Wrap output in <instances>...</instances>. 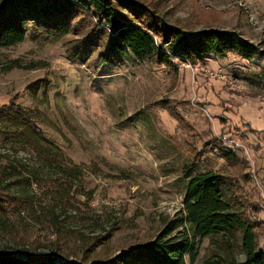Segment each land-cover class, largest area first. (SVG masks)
<instances>
[{"label": "rangeland", "instance_id": "374dc122", "mask_svg": "<svg viewBox=\"0 0 264 264\" xmlns=\"http://www.w3.org/2000/svg\"><path fill=\"white\" fill-rule=\"evenodd\" d=\"M134 1L187 34L238 33L262 55L171 68L105 58L99 32L96 43L30 32L0 48V170L12 174L4 183L12 195L33 202L4 207L0 252L61 263L129 255L180 213L189 179L209 170L258 222L264 252V0ZM15 105L31 128L4 116ZM58 184L80 203L60 199ZM242 238H206L195 264H243Z\"/></svg>", "mask_w": 264, "mask_h": 264}, {"label": "trees", "instance_id": "16d2710c", "mask_svg": "<svg viewBox=\"0 0 264 264\" xmlns=\"http://www.w3.org/2000/svg\"><path fill=\"white\" fill-rule=\"evenodd\" d=\"M86 20L89 25L83 31L81 26ZM30 32L53 39L80 35L86 43H96L100 39L97 32L103 33L104 41L97 45L105 58L131 55L139 61L149 59L171 68L176 62L197 65L232 55L251 61L262 55L257 46L238 33L206 29L187 34L167 24L150 6L134 0H0V48L24 43ZM12 107L4 116L19 127L31 128L25 110ZM223 153L224 158L233 159V154ZM10 177L12 174L5 168L0 170V219L8 214L5 206L33 207L32 201L9 192L4 183ZM70 191L69 186L58 184L56 194L64 202L74 203L75 199L80 203ZM234 193L223 174L213 170L198 173L186 184L180 213L166 222L154 240L129 255L61 263L56 256L23 258L0 252V264H195L206 238L235 232H241L243 237V264H264V252L257 243L258 222L239 210L240 202Z\"/></svg>", "mask_w": 264, "mask_h": 264}]
</instances>
